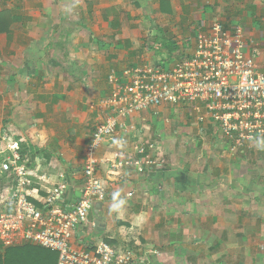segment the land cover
Wrapping results in <instances>:
<instances>
[{
  "label": "crops",
  "instance_id": "obj_1",
  "mask_svg": "<svg viewBox=\"0 0 264 264\" xmlns=\"http://www.w3.org/2000/svg\"><path fill=\"white\" fill-rule=\"evenodd\" d=\"M33 3L25 26L0 34V128L28 153L36 203L61 173L72 181L71 197L80 193L86 147L107 114L103 102L113 71L121 77L129 67H171L192 53L197 33L215 21L227 28L241 25L261 42L264 71L262 0ZM255 19L263 24L260 30L254 29ZM127 123L136 129L109 137L97 151L99 158L120 149L133 153L138 141L155 140L166 167L145 173L128 169L126 179L115 182L99 204L102 220L94 211L95 225L76 232L74 247L104 239L128 244L146 264H264V150L251 147L247 157L234 155L217 125L206 123L202 137L187 108L170 104L135 112ZM127 134L118 147L115 141ZM2 161L0 154V202L12 182L1 170ZM98 176L107 179L106 163ZM117 190L127 200L119 216L110 212ZM25 245L33 244L13 247ZM21 253L30 254L0 247V261L25 264L16 261Z\"/></svg>",
  "mask_w": 264,
  "mask_h": 264
},
{
  "label": "built area",
  "instance_id": "obj_2",
  "mask_svg": "<svg viewBox=\"0 0 264 264\" xmlns=\"http://www.w3.org/2000/svg\"><path fill=\"white\" fill-rule=\"evenodd\" d=\"M262 54L261 42L247 29L215 21L197 33L192 53L171 67L134 66L121 77L113 71L112 89L103 102L107 114L86 147L82 189L73 197L72 181L61 173L47 194L33 201L28 153L0 128L1 170L12 179L9 194L0 202V247L33 244L57 252V264H146L137 261L127 244L114 247L97 240L76 248L73 239L91 223L95 204L107 198L115 182L126 179L128 169L145 173L166 167V155L157 152L155 140L138 141L133 153L114 150L111 158H99L98 149L118 129H135L127 123L133 113L162 104L187 108L202 130L208 122L217 125L234 155L255 148L253 141L264 134ZM102 163L108 166L106 180L98 176Z\"/></svg>",
  "mask_w": 264,
  "mask_h": 264
},
{
  "label": "trees",
  "instance_id": "obj_3",
  "mask_svg": "<svg viewBox=\"0 0 264 264\" xmlns=\"http://www.w3.org/2000/svg\"><path fill=\"white\" fill-rule=\"evenodd\" d=\"M16 16L11 15L9 11L7 10H1L0 11V34L1 33H8L10 31L11 25L13 24V21L15 20ZM22 153H26V149L22 148ZM108 242V241H107ZM8 250H15V249H22V251H28L30 254L21 253L16 261L17 262H23L25 264H42V261L50 260L51 264H57L58 263V253L49 249L41 248L36 245H25L20 248L15 247H8L6 248ZM32 252L36 253L33 254ZM29 255V256H28ZM40 255V256H38ZM39 262V263H38ZM0 264H6L2 261H0Z\"/></svg>",
  "mask_w": 264,
  "mask_h": 264
},
{
  "label": "rangeland",
  "instance_id": "obj_4",
  "mask_svg": "<svg viewBox=\"0 0 264 264\" xmlns=\"http://www.w3.org/2000/svg\"><path fill=\"white\" fill-rule=\"evenodd\" d=\"M38 1H41V0H38ZM61 0H54V5H56V3H60ZM40 4V2H39ZM34 6V3H33V0H0V10H7L10 12V14L13 16H19L20 19L18 20V23H13L11 25V30L13 31H18L21 27L25 26V12ZM40 6L39 8L41 9L42 8V5H37V7ZM23 18H25L23 20ZM256 25H253L255 28L254 29H257V30H260L262 27H263V24H260L258 23V21L255 19L254 22ZM157 37V36H156ZM159 38L157 39H154L153 41H158ZM155 52V51H154ZM158 55V54H157ZM0 99H1V96H0ZM187 121V116L185 117ZM199 133V135L201 136L202 134V137H204V130L201 129V131H197ZM197 134V133H195ZM189 135V134H188ZM190 136V135H189ZM195 137V135H194ZM196 138L199 139L196 135ZM191 139H189L190 141ZM196 141V143L198 142V140H194ZM25 143H23V147L26 146V141H23ZM189 144V142H188ZM245 153H242V154H238L240 156H243ZM264 154V153H263ZM244 156H248L247 154H245ZM4 157V156H3Z\"/></svg>",
  "mask_w": 264,
  "mask_h": 264
},
{
  "label": "clouds",
  "instance_id": "obj_5",
  "mask_svg": "<svg viewBox=\"0 0 264 264\" xmlns=\"http://www.w3.org/2000/svg\"><path fill=\"white\" fill-rule=\"evenodd\" d=\"M198 123V122H197ZM199 125H201V124H199ZM135 126V125H134ZM202 127V126H201ZM135 129H136V127H135ZM134 129V130H135ZM118 130H123V131H125V132H128V131H131V130H124V129H118ZM117 130V131H118ZM133 130V131H134ZM116 131V132H117ZM115 135V134H114ZM113 135V136H114ZM127 136H128V134L127 135H124V136H122L121 137V141L120 140H117V141H115V143H116V145L118 146V147H123L124 146V143L125 142H127V140H128V138H127ZM110 137H112V136H110ZM109 138V137H108ZM107 138V139H108ZM106 139V140H107ZM124 139V140H123ZM253 143H254V146H255V148L257 149V150H264V134H261L260 136H258L254 141H253ZM135 145V144H134ZM21 150H22V147H21ZM120 150H122V149H120ZM129 153V152H128ZM3 158V157H2ZM85 160H86V158H85ZM84 166V165H83ZM83 168V167H82ZM103 202V201H102ZM126 203H127V200L122 196V193H121V191H119V190H117V191H114L113 193H112V195H111V205H110V212H114V213H116L118 216L119 215H122L123 214V211H124V208H125V205H126ZM94 210H95V207H94V209H93V211H92V213H91V215L93 214V212H94ZM91 215H90V220H91ZM92 223H93V221H91ZM94 225H95V223H94ZM99 240H104V239H99ZM97 241V240H96ZM95 241V242H96ZM105 241V240H104ZM107 242V241H106ZM94 243V242H93ZM107 243H109V242H107ZM91 244V243H90ZM110 244V243H109ZM110 245H112V244H110ZM120 245H123V244H120ZM120 245H117V246H115V245H112V246H114V247H119ZM128 245V244H127ZM129 246V245H128ZM39 247V246H38ZM130 247V246H129ZM133 249V248H132Z\"/></svg>",
  "mask_w": 264,
  "mask_h": 264
},
{
  "label": "water",
  "instance_id": "obj_6",
  "mask_svg": "<svg viewBox=\"0 0 264 264\" xmlns=\"http://www.w3.org/2000/svg\"><path fill=\"white\" fill-rule=\"evenodd\" d=\"M102 202H97L96 204H95V209L96 210H94L95 211V213L97 214V219L98 220H102V217L101 216H99V212H98V209H99V207H100V205L99 204H101ZM97 226H99V225H97Z\"/></svg>",
  "mask_w": 264,
  "mask_h": 264
}]
</instances>
